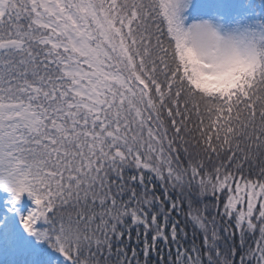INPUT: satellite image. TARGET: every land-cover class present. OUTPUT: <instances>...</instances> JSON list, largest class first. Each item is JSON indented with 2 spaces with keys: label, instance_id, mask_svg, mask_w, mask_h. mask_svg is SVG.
<instances>
[{
  "label": "snow or ice",
  "instance_id": "1",
  "mask_svg": "<svg viewBox=\"0 0 264 264\" xmlns=\"http://www.w3.org/2000/svg\"><path fill=\"white\" fill-rule=\"evenodd\" d=\"M0 264H264V0H0Z\"/></svg>",
  "mask_w": 264,
  "mask_h": 264
}]
</instances>
